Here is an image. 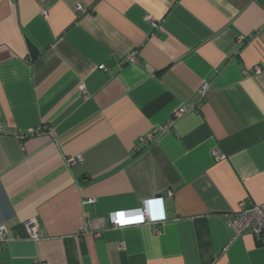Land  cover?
<instances>
[{"label":"crops","instance_id":"1","mask_svg":"<svg viewBox=\"0 0 264 264\" xmlns=\"http://www.w3.org/2000/svg\"><path fill=\"white\" fill-rule=\"evenodd\" d=\"M157 195V225H110ZM243 198L264 202V0H0V264H264L228 223Z\"/></svg>","mask_w":264,"mask_h":264},{"label":"built area","instance_id":"2","mask_svg":"<svg viewBox=\"0 0 264 264\" xmlns=\"http://www.w3.org/2000/svg\"><path fill=\"white\" fill-rule=\"evenodd\" d=\"M77 11L82 9V6L77 5L75 7ZM150 20V18H148ZM152 26H156L155 23H151ZM128 60L135 61V54L131 53L128 55ZM103 68V66H101ZM254 74H259L260 69L254 67ZM208 88V83L203 82L199 86V95L204 96ZM196 110V106L193 104H182L171 114V119L169 125L178 117L183 114ZM44 133V128L40 127L37 129L28 130L25 135H35ZM47 133L52 134L53 131L50 129ZM155 136L154 132L148 133L144 136H140L136 140V149L140 148V145L144 142L152 140ZM214 156L216 159L224 158V155L218 150H214ZM75 159H79L78 156ZM167 196L171 195L170 191H167ZM156 200L158 198H151L145 200L142 206L134 209L128 210H118L113 212L110 215V225L112 227L121 228L127 225L133 224H148L151 226L157 225L164 219L163 208H162V199L158 203ZM229 226L233 232V237L240 236L244 231H249L253 236L260 237L264 235V202L255 203L248 198H243L238 202L236 210L232 213L231 218L228 220ZM26 226L29 232V238L33 240H38L40 238V233L38 231L37 224L34 220H29L26 222ZM83 231H87L86 228H83ZM154 234L158 233V229L155 227L153 229ZM8 229L4 224H0V242H6Z\"/></svg>","mask_w":264,"mask_h":264},{"label":"water","instance_id":"3","mask_svg":"<svg viewBox=\"0 0 264 264\" xmlns=\"http://www.w3.org/2000/svg\"><path fill=\"white\" fill-rule=\"evenodd\" d=\"M155 198H158V200H156L158 203L160 202V198L162 199L161 195H157Z\"/></svg>","mask_w":264,"mask_h":264}]
</instances>
